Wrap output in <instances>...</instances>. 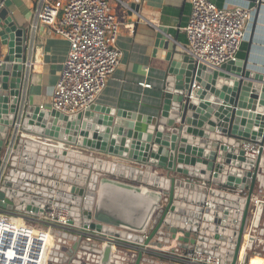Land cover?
Segmentation results:
<instances>
[{"label": "water", "instance_id": "water-1", "mask_svg": "<svg viewBox=\"0 0 264 264\" xmlns=\"http://www.w3.org/2000/svg\"><path fill=\"white\" fill-rule=\"evenodd\" d=\"M2 2L0 210L60 206L75 225L138 243L147 231L144 244L158 247L174 230L183 249L235 264L252 220L251 198L264 191V152L248 159L240 150L244 141L264 144V74L249 69L248 55L212 69L165 41L153 114L92 104L63 115L23 104L26 30ZM262 217L258 209L252 225L264 237ZM52 236L47 264H165L141 252H114L76 230Z\"/></svg>", "mask_w": 264, "mask_h": 264}, {"label": "built area", "instance_id": "built-area-1", "mask_svg": "<svg viewBox=\"0 0 264 264\" xmlns=\"http://www.w3.org/2000/svg\"><path fill=\"white\" fill-rule=\"evenodd\" d=\"M191 11L184 31L187 45L184 51L196 65L217 69L238 59L246 28L252 19V9L245 6L219 7L210 0H188ZM42 25L65 39L69 45L66 59L53 89L51 109L63 115H74L94 104L117 70L122 57L116 47L120 24L108 0H36L32 28ZM0 54V66L3 64ZM142 87L149 88L144 83ZM40 109H45L40 106ZM19 128V123H16ZM244 157L255 159L264 152V144L241 142ZM10 152V148H7ZM252 220L258 209L264 210V191L251 198ZM14 213V212H13ZM12 217L0 210V264H47V255L53 236L51 227L84 235L90 242L112 245V251L141 252L149 258L164 259L174 264H226L225 258L204 249H183L182 236L175 247H165L168 234L161 246L144 244L149 233L138 236L142 242L114 237L93 229L89 224L72 223L70 210L49 205L40 212H15ZM249 224L243 236L235 264H242L244 251L248 262L256 253H262L264 237ZM253 238L251 248L248 239ZM227 254H224L226 256Z\"/></svg>", "mask_w": 264, "mask_h": 264}, {"label": "crops", "instance_id": "crops-1", "mask_svg": "<svg viewBox=\"0 0 264 264\" xmlns=\"http://www.w3.org/2000/svg\"><path fill=\"white\" fill-rule=\"evenodd\" d=\"M210 1L219 7L238 5L252 9V19L246 28V40L241 45L236 61H243L248 55L249 69L264 74V0ZM2 3L15 22L26 30L27 56L22 102L27 107L43 106L51 109L53 89L69 45L47 27L37 25L35 29L32 28L36 0H3ZM108 3L120 24L116 47L122 57L117 70L109 77L105 90L94 104L109 108L118 106L124 111L151 115L154 112L149 106L156 104L166 69V62L160 59L166 52L160 48V44L172 41L182 50L186 47L184 29L191 6L188 0H108ZM130 4L136 5L138 12L132 11ZM0 54H5L2 47ZM142 83L150 87H142ZM140 127L147 128L145 125H137V128ZM7 214L12 217L16 213ZM261 221H264V217ZM50 230L53 234L59 229L51 227ZM155 260L174 264L164 259ZM251 261L249 264H252Z\"/></svg>", "mask_w": 264, "mask_h": 264}, {"label": "bare ground", "instance_id": "bare-ground-1", "mask_svg": "<svg viewBox=\"0 0 264 264\" xmlns=\"http://www.w3.org/2000/svg\"><path fill=\"white\" fill-rule=\"evenodd\" d=\"M143 191L145 192L146 190L143 189ZM181 237V233L177 232V231H170L167 237V241L165 244V247L168 249H172L175 247V244L177 242V240ZM257 255H254L252 258H250L251 263L252 264H264V255H262V253H256ZM259 255V257H258ZM250 261L247 263L249 264Z\"/></svg>", "mask_w": 264, "mask_h": 264}, {"label": "rangeland", "instance_id": "rangeland-1", "mask_svg": "<svg viewBox=\"0 0 264 264\" xmlns=\"http://www.w3.org/2000/svg\"><path fill=\"white\" fill-rule=\"evenodd\" d=\"M121 181H123V180H120V182H121ZM124 182H126V181H124ZM127 183H128V184H133V185H137V186H138V184H136V183H132V182H129V181H128ZM255 255H257V254H255ZM258 257H259V255H258Z\"/></svg>", "mask_w": 264, "mask_h": 264}]
</instances>
